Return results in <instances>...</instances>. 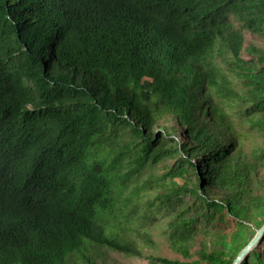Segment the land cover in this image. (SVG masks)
I'll return each mask as SVG.
<instances>
[{"label": "trees", "instance_id": "16d2710c", "mask_svg": "<svg viewBox=\"0 0 264 264\" xmlns=\"http://www.w3.org/2000/svg\"><path fill=\"white\" fill-rule=\"evenodd\" d=\"M258 3L247 14L264 23ZM240 7L0 0V264L106 263L109 250L184 264L162 253L165 237L185 257L194 248V264L233 262L264 224V144L246 149L220 100L234 97L242 76V34L228 19L244 16ZM101 114L127 124L140 153L113 140ZM169 151L188 170L187 188L240 221L231 244L217 247L209 232L188 234L174 221L162 231L131 227L139 196L129 194L131 179Z\"/></svg>", "mask_w": 264, "mask_h": 264}, {"label": "rangeland", "instance_id": "374dc122", "mask_svg": "<svg viewBox=\"0 0 264 264\" xmlns=\"http://www.w3.org/2000/svg\"><path fill=\"white\" fill-rule=\"evenodd\" d=\"M237 1L240 2V10L244 16L234 19L228 15V19L232 20L234 29L242 34L243 63H240L242 76L231 84L234 97L220 100L234 119L237 129L246 136L247 149L254 144H264V31L257 32L255 29L256 26L264 23L257 17L253 21L250 20L251 16L247 14L258 7L259 0ZM224 70L229 73L227 65L224 66ZM25 82L36 90L39 97L44 96L33 82L29 80ZM255 119H262L263 122L257 126ZM99 120L109 125L113 140L125 142L136 149V153H140L141 146L127 124L110 121L104 114L99 116ZM182 137L178 136L177 139ZM181 163L180 156L170 151L161 155L153 154L152 159H148L146 165L131 179L129 194L139 191V196L133 201L137 211L131 214L134 218L131 227L146 229L157 227L162 231L170 227L171 222L174 221L176 224L179 222L177 227L188 234L201 236L209 232L210 234L207 235H213L218 242L217 247L231 244L234 234L240 231V221L224 208L207 206L192 188H187L183 182L185 177L190 176L188 170L184 171V164L182 169L184 172L179 171L182 167ZM246 235L248 236V233ZM160 247L163 254L170 255V258L179 257L184 264H194L193 261L197 259L194 248L191 250V257L174 252L168 245L166 237L161 239ZM208 247H210L209 242ZM253 251H258L261 256L264 255V233L253 249L245 255L242 264H259ZM148 253L151 254L150 251ZM108 254L106 263L97 260V264H161L149 259L148 256L139 257L113 250H109ZM205 264L211 263L205 262ZM213 264L219 263L215 261Z\"/></svg>", "mask_w": 264, "mask_h": 264}, {"label": "water", "instance_id": "95a60500", "mask_svg": "<svg viewBox=\"0 0 264 264\" xmlns=\"http://www.w3.org/2000/svg\"><path fill=\"white\" fill-rule=\"evenodd\" d=\"M264 233V224L259 228L256 232L253 238L248 242V244L237 254L235 259L231 264H240L242 260L244 259L245 255L253 249V247L256 245L262 234Z\"/></svg>", "mask_w": 264, "mask_h": 264}]
</instances>
